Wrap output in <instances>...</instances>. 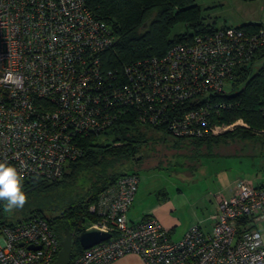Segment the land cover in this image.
I'll use <instances>...</instances> for the list:
<instances>
[{"label":"built area","instance_id":"2783aa9c","mask_svg":"<svg viewBox=\"0 0 264 264\" xmlns=\"http://www.w3.org/2000/svg\"><path fill=\"white\" fill-rule=\"evenodd\" d=\"M114 40L84 0H0V162L23 180H60L82 154L79 139L98 136L128 112L176 139L217 134L218 120L235 105L225 86L234 90L237 74L264 48V24L223 27L161 57L104 71L102 55ZM259 112L264 118V99ZM238 123L247 127L238 120L224 129ZM138 185L128 173L100 192L85 229L110 238L69 264H113L126 255L143 264H264L254 230L264 220V187L252 179L238 177L212 195L210 231L198 225L178 241L154 217L128 220ZM59 250L46 220L0 217V264H52Z\"/></svg>","mask_w":264,"mask_h":264},{"label":"trees","instance_id":"16d2710c","mask_svg":"<svg viewBox=\"0 0 264 264\" xmlns=\"http://www.w3.org/2000/svg\"><path fill=\"white\" fill-rule=\"evenodd\" d=\"M84 2L92 15L110 28L115 39L113 47L102 55L104 71L119 70L143 58L161 57L176 43L217 30L213 24H206L196 0H84ZM179 25H182L184 30L173 34L174 28ZM259 26L248 24L237 29L255 31ZM263 60L264 48L255 54L250 66L237 74L235 86H240V90L228 97L235 105L230 111L222 114L220 121L224 124L230 125L242 120L249 130L264 134V118L259 112L264 99V62L255 73H252L253 66ZM141 127L134 114L128 112L98 136L80 138L78 143L82 154L77 160L65 166L61 177L64 180L61 183L69 188L73 186L72 182L80 180L79 190H85L86 195L70 199L61 209L59 216L49 220L44 216L43 208L38 205L47 206L52 187L61 179L55 182L23 180L21 190L28 195V201L18 213H15L19 217L13 219L18 221L33 217L42 218L49 223L60 242V236L67 230L72 234L71 260L74 259L83 251L78 242V235L85 229L86 224L95 221L89 208L95 203L100 192L119 177L136 173L128 170L116 172L114 167L120 166L124 160L131 159L138 150L147 145V138ZM149 129L162 132L177 142H192L195 146L204 141L176 139L162 129ZM99 137L106 140L99 143L97 139ZM246 137H250L248 131L243 133V138ZM65 179H68L69 184ZM5 203L0 201V217L10 219L4 214Z\"/></svg>","mask_w":264,"mask_h":264},{"label":"rangeland","instance_id":"374dc122","mask_svg":"<svg viewBox=\"0 0 264 264\" xmlns=\"http://www.w3.org/2000/svg\"><path fill=\"white\" fill-rule=\"evenodd\" d=\"M196 4L206 24H213L216 29L264 24L263 0H196ZM183 30L184 27L179 25L172 33L178 34ZM263 62H257L252 73ZM225 90L229 95H234L239 92L240 86L234 90L225 86ZM217 124L221 127L218 133L203 139L196 146L192 142H177L162 132L141 127L147 145L138 150L134 157L114 167L116 172L136 171L139 177L137 192L127 213L130 222L154 217L169 238L178 241L192 227L199 225L203 230L209 228L207 218L214 212L210 211V201L214 204L212 195L225 192L228 187H218L223 184L212 178L211 173L222 169L232 174L233 178L248 177L264 187V134L239 123L226 129L224 122L218 120ZM245 131L249 132L250 137L243 138ZM97 139L99 143L106 140L104 137ZM213 170L215 172L207 173ZM63 180L52 187L47 206L38 205L49 220L59 216L70 199L86 195L85 190H79L80 180L72 182L73 186L69 188L61 183ZM25 196L28 201V195ZM18 210L20 208L4 214L15 220V217H19L15 214ZM60 237L63 240L64 236Z\"/></svg>","mask_w":264,"mask_h":264},{"label":"clouds","instance_id":"9594fccd","mask_svg":"<svg viewBox=\"0 0 264 264\" xmlns=\"http://www.w3.org/2000/svg\"><path fill=\"white\" fill-rule=\"evenodd\" d=\"M23 177L14 167L0 162V201L4 204V211L11 212L22 208L26 203V196L21 190Z\"/></svg>","mask_w":264,"mask_h":264},{"label":"water","instance_id":"95a60500","mask_svg":"<svg viewBox=\"0 0 264 264\" xmlns=\"http://www.w3.org/2000/svg\"><path fill=\"white\" fill-rule=\"evenodd\" d=\"M64 238L60 242V250L52 264H69L71 260V242L72 234L67 230L64 231ZM110 238V234L101 232L96 228L90 227L83 230L78 235V242L83 250H87Z\"/></svg>","mask_w":264,"mask_h":264},{"label":"crops","instance_id":"0c3cea01","mask_svg":"<svg viewBox=\"0 0 264 264\" xmlns=\"http://www.w3.org/2000/svg\"><path fill=\"white\" fill-rule=\"evenodd\" d=\"M210 172H215L214 170L213 171H208L207 173H210ZM212 178H215L216 180L218 181H221L220 183L223 184V185H219L218 187H226V186H231L233 181L236 179V178H233L232 177V174H228L227 172L223 171L222 169H218L215 173H211L210 174ZM209 175V176H210ZM243 178H248V177H243ZM251 179V178H249ZM255 183V180L252 179ZM258 187H263V184H258V183H255ZM227 187V189H228ZM226 189V190H227ZM225 190V192H226ZM212 201V200H211ZM210 201V211L214 210L213 207L214 204ZM207 222H208V226L209 228L208 229H202L201 226H199L203 231L205 232H209L210 231V222L207 218ZM254 230L259 234L260 238H261V241H262V245L264 247V220L259 222L255 227H254ZM113 264H143L141 262V260L137 257V256H134V255H126L125 257L119 259L118 261H116L115 263Z\"/></svg>","mask_w":264,"mask_h":264}]
</instances>
